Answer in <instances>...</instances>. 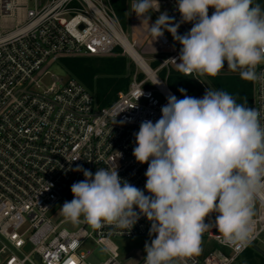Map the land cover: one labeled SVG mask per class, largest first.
<instances>
[{
    "label": "built area",
    "instance_id": "obj_1",
    "mask_svg": "<svg viewBox=\"0 0 264 264\" xmlns=\"http://www.w3.org/2000/svg\"><path fill=\"white\" fill-rule=\"evenodd\" d=\"M29 1L0 0V264H63L69 258L72 264H90V244L106 249L99 264H127L112 240L149 237L145 217L121 235L109 224L98 230L84 222L54 224L50 214L72 195V184L85 179L73 170L78 165L93 174L97 168L117 169L122 179L144 189L148 164L132 155L134 133L142 121L158 120L167 96L174 95L159 74L177 68L181 46L155 70L145 61L149 72L139 68L128 89L100 108L78 80L52 75L45 87L44 78L61 59L104 57L122 48L121 38L127 36L111 0H32L33 8ZM159 4L160 13L180 20L176 0ZM191 27L183 23L178 33ZM257 71H264V65ZM253 108L261 111L264 123V87L259 83H253ZM217 215L210 213L205 223L214 225ZM253 220L255 239L249 246L225 244L212 226L202 239L216 247L178 264H234L264 236V198L256 200Z\"/></svg>",
    "mask_w": 264,
    "mask_h": 264
},
{
    "label": "clouds",
    "instance_id": "obj_2",
    "mask_svg": "<svg viewBox=\"0 0 264 264\" xmlns=\"http://www.w3.org/2000/svg\"><path fill=\"white\" fill-rule=\"evenodd\" d=\"M130 7L148 24L152 41L167 31L181 45L176 63L185 76L216 77L226 64L241 79L264 87V71H257L264 65V7L255 0H176L178 22L164 11L150 23L159 0H132ZM183 23L192 27L180 35ZM180 92L182 99L167 96L160 118L142 121L134 133L132 155L148 164L143 190L117 169L97 168L93 174L78 165L73 170L85 179L72 184L73 199L60 208L74 226L84 222L98 230L109 224L121 235L145 217L154 238L145 242L143 264H178L199 255L202 236L212 226L225 244L249 246L255 202L264 198L261 111L223 90L207 88L202 98ZM213 212L214 225L205 223ZM63 264H72L71 258Z\"/></svg>",
    "mask_w": 264,
    "mask_h": 264
},
{
    "label": "trees",
    "instance_id": "obj_3",
    "mask_svg": "<svg viewBox=\"0 0 264 264\" xmlns=\"http://www.w3.org/2000/svg\"><path fill=\"white\" fill-rule=\"evenodd\" d=\"M121 1L111 0L119 19L124 22L126 10L121 5ZM255 2L264 7V0H255ZM120 52L117 49L112 56L106 58L78 57L61 59L60 62L69 72L70 77L82 83L94 95L97 105L104 108L116 100L119 92L126 91L132 81L133 71L129 72V66L133 67V64H129L128 58L121 56ZM221 72L231 73V75L219 74L216 77H210L213 89L227 91L236 98L238 103H244L253 108V82L241 79L239 73L229 71L226 64ZM160 75L163 80H166L168 88L176 97L183 98L184 94L180 92V89H184L187 95L195 93L191 76H185L177 68L171 66L163 69ZM234 264H264V255L249 248L238 257Z\"/></svg>",
    "mask_w": 264,
    "mask_h": 264
},
{
    "label": "rangeland",
    "instance_id": "obj_4",
    "mask_svg": "<svg viewBox=\"0 0 264 264\" xmlns=\"http://www.w3.org/2000/svg\"><path fill=\"white\" fill-rule=\"evenodd\" d=\"M131 3L132 0L126 1V6L124 7L126 10V17L124 22L120 20L122 28L131 42L133 47L136 51L142 56V58L147 62V64L153 69H157L160 67L162 61L167 60L170 55L172 54L173 48H179L181 45L174 41L172 35L165 31L164 36L157 41H152V37L149 32L148 24L142 23L140 19L137 18L135 13L131 11ZM29 7L33 8L34 3L33 1H29ZM115 9V8H114ZM116 11V10H115ZM151 20L150 23H154L155 19L160 15V12H155L153 9L150 13ZM179 34V33H178ZM119 49L121 56H126L130 61L129 64H133V67L129 66V72L133 71V75L137 72L140 73L139 67L132 61V59L126 54V52L121 48L118 47L114 51ZM114 53V52H113ZM104 56V57H93V58H106L113 55ZM47 77L44 78V85L45 87H49L52 83V75L57 76L58 78L67 81L70 78L69 72L63 67L61 62H56L52 64V66L48 70ZM219 74H229L231 73H224L220 72ZM160 78L162 79L161 75L159 74ZM191 79L195 85V93L194 94H203L205 93L206 89H213L211 85V78L207 75H199L197 73H193L191 75ZM73 199V195L64 199L61 203H59L52 213L50 217L54 224H58L61 221L65 220L63 215L60 212V208L62 207L65 201H71ZM154 237H146V238H115L113 239V243L118 247L119 254L121 259L127 264H134L140 259L146 256L144 251L145 242H151V239ZM264 252V236L260 238V241L256 244ZM201 251L207 252L216 247V244L209 239H202L201 240ZM89 248H91L93 254L89 258L88 262L90 264H99L106 259V255L102 252L99 248H97L94 244H90ZM28 250V249H27ZM202 254V252H200Z\"/></svg>",
    "mask_w": 264,
    "mask_h": 264
},
{
    "label": "bare ground",
    "instance_id": "obj_5",
    "mask_svg": "<svg viewBox=\"0 0 264 264\" xmlns=\"http://www.w3.org/2000/svg\"><path fill=\"white\" fill-rule=\"evenodd\" d=\"M121 46L137 67L149 72L148 66L142 56L136 51L127 38H121Z\"/></svg>",
    "mask_w": 264,
    "mask_h": 264
},
{
    "label": "water",
    "instance_id": "obj_6",
    "mask_svg": "<svg viewBox=\"0 0 264 264\" xmlns=\"http://www.w3.org/2000/svg\"><path fill=\"white\" fill-rule=\"evenodd\" d=\"M126 1H127V0H122V1H121V5H122L123 7L126 6ZM252 248L255 249V250H257L258 252H260L261 254L264 255V253H263L261 250H259L256 246H253Z\"/></svg>",
    "mask_w": 264,
    "mask_h": 264
}]
</instances>
